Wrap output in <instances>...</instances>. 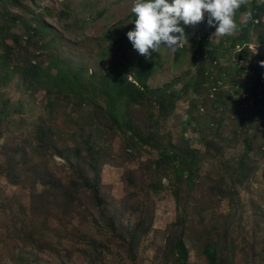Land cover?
I'll use <instances>...</instances> for the list:
<instances>
[{
  "label": "rangeland",
  "instance_id": "rangeland-1",
  "mask_svg": "<svg viewBox=\"0 0 264 264\" xmlns=\"http://www.w3.org/2000/svg\"><path fill=\"white\" fill-rule=\"evenodd\" d=\"M23 3L28 12L12 5L8 9L23 20L36 15L46 25L39 35L40 43L31 47L33 53L38 52L35 61L42 63L44 75L43 84L30 86L22 81L12 59L7 57V64L2 66L0 58V109L4 100H9L5 102L9 116L0 127V264H62L54 251L29 247L15 235V227L24 221L39 226L50 236L65 264H174L167 250L168 238L179 215L184 213L190 264H207L203 249L211 240L224 243L226 252L234 258L232 264H264V154L259 150L264 143V118L244 128L233 117V111L244 105L242 120L252 119L250 90L255 71L264 67L260 64L264 61V43L257 39L258 29L253 28L248 44L251 51L240 62L235 51L238 46L229 49V36L214 35L216 26L208 24L207 14L196 24L185 25L181 21L186 34L183 46L171 49L162 45L159 52L152 51L154 64L147 82L151 90L168 85L169 91L174 89L180 94L174 110L162 117L158 107L147 100L116 105L120 114L129 110L144 133L150 131L151 118L156 116L161 140L179 144L189 139L193 147L204 153L197 187L189 192L184 185L178 199L175 172L170 170L158 179L153 170L158 151L140 144L125 148L126 135L107 119L111 95L106 88L124 75L133 80L142 56L127 37L128 31L135 28L131 17L134 0ZM248 17L247 12L241 13L239 22ZM4 20L0 16V21ZM21 24L20 20L12 31L21 32ZM205 33L209 44L200 52L198 41ZM2 54L0 49V57ZM55 57L77 72L83 87L61 94L55 89L50 91L52 77L47 75V68ZM197 64H204L213 76L201 93L194 88ZM50 72L54 75L57 68ZM217 97L225 101L224 112L216 109L221 105L214 102ZM221 116V136L215 139L219 148L208 150L205 141L215 137L214 120ZM189 118L192 121L188 125ZM40 127L54 138L55 148L32 145ZM248 134L254 138V149L250 158L245 159L249 166L247 177L238 183V176L234 174L232 178L227 166L236 165L243 155ZM88 136L96 139L98 148L106 153V163L101 167V193L106 198V214L115 217L117 232L140 219L152 220L150 231L140 240L133 257L100 218V207L89 193L69 206L55 202L51 212L46 208L39 210V202L33 200L35 190L44 188L36 184L47 171L70 185L76 178L73 164L83 162L86 156L82 138ZM22 149H26L27 157L19 151ZM11 158L17 167L9 176L6 168ZM155 181L159 183L157 188ZM227 186L233 188V196L227 192ZM87 237L104 245L97 263H92L82 251Z\"/></svg>",
  "mask_w": 264,
  "mask_h": 264
},
{
  "label": "trees",
  "instance_id": "trees-1",
  "mask_svg": "<svg viewBox=\"0 0 264 264\" xmlns=\"http://www.w3.org/2000/svg\"><path fill=\"white\" fill-rule=\"evenodd\" d=\"M23 1L25 0H0V16L5 19L2 22L0 21V49L3 53L0 58H2V66L7 64V57L12 59L22 81L31 86L36 83L43 84L42 77L44 73L42 63L39 64V62L35 61L37 58L36 53L38 52L33 53L31 47L40 43L39 35L42 33L43 29L46 28V25H44L40 17L36 15L23 20L9 11L8 6L12 5L21 12H28L29 10L24 5ZM243 12H247L249 17L246 21L240 23L239 16ZM131 17L133 19V25H135L134 20L136 17L133 12ZM20 20L22 21L21 32H13L12 27L18 25ZM235 20L239 25V30L237 35L229 36V49H234L237 45L242 46L241 50H235L236 57L239 58V60H245V57H247L246 55L251 51L248 44L251 39L250 35L253 28L258 29L260 34L257 39L260 43H264V3L258 4L257 0H247V3L236 11ZM8 39H11V42H8ZM208 44V36L205 33L198 41V51L203 52ZM217 50L218 47L214 48L213 51L216 52ZM214 61L216 62V60ZM153 64L154 58L152 55L150 57H139L137 68L133 74V80H129L128 76L124 75L114 80L110 88H106L108 95H111L108 101V109H106L107 119L112 123L114 128L119 129L126 135L124 143L125 148H134L136 145L140 144L148 145L158 151V157L153 161V170L156 172L157 176H159L158 179L162 178L163 175H167L170 170L175 172L174 184L176 195L183 190L184 185L190 192L198 185L197 177H199L200 167L204 161V153L200 149L193 147L189 139H183L179 144H174L170 140L169 142L161 140L156 116L151 118L150 131L144 133L135 123L129 110L120 114L116 108L119 102L138 104L147 100L158 107L162 117L170 115L175 108L180 94L174 89L169 91L168 85L161 89L157 88L151 90L148 88L147 82L152 72ZM53 67L57 68V72L54 75L50 72ZM229 68L228 66L224 69L227 71ZM222 69L223 68H221L218 73L220 77ZM47 71V75L52 77V84L49 88L50 91L55 89L58 94H61L66 92L67 89L76 91L77 86L83 87L81 81L77 77V72L73 71L58 57L51 60ZM196 75L194 88L201 93L207 89V84L213 76L208 73L204 64H197ZM217 81L218 80H216L215 85L218 84ZM250 91V98L253 103L251 108V121H248V118H246V121L242 120V115H244V108L242 107L244 105L239 110L233 111L234 119L240 121V124L245 126L242 125L244 128H248L252 121L254 123L264 118V67L255 71L254 86ZM5 102L8 103L9 100H4V105H2L0 109V127L4 118L9 116V111L5 106ZM214 102H219L221 105H219V107L216 106V109H220L224 112L226 107L225 101L217 97L214 99ZM191 121L192 119L189 118L187 122L188 125ZM214 122H217V128L213 133L215 137L207 140L205 139L208 150L219 148L215 139L217 136H221L220 127L224 122V117L221 116L216 118ZM253 140V136L249 134L246 135L244 138L245 149L243 155L238 158L236 165L229 164L227 166L229 168L227 172L232 174V178H234V174L238 176V183H243L244 179L247 177L249 166L245 159L250 158V153L254 149ZM34 144H38L41 147L46 145L54 146V148L56 147L54 138L49 137L48 131L43 127H40L36 132L32 145ZM82 144L86 149V156L83 158V162H79V164L76 162L73 164V171L76 178L71 181L70 185H67L61 178L57 177L52 172L47 171L42 177V183L36 184L43 185L44 188L42 190H35L33 200L39 202L37 206L39 210H44L46 208L51 212L52 209H54L55 202H62L65 206H69L76 203L82 194L89 193L98 208L100 207L98 213L100 218H103L111 231L119 236L121 242L124 243L127 251L133 257L140 240L150 231L152 220L147 221L145 218L140 219L135 224H131L120 232H117L115 217L106 214V207L103 206V203L106 202V198L103 197L101 193V167L102 164L106 163V153L98 148V141L90 136L82 138ZM259 150L264 154V143L259 146ZM19 151H22V155L27 157L26 149ZM58 153L61 156L63 155L60 151H58ZM16 167L17 164L11 158L6 168V175L12 176ZM89 171L92 172V176H90ZM129 179H132V175L129 176ZM159 181H161V179ZM158 185L159 183L155 181L154 186L156 187ZM226 190L233 196L234 190L232 187L227 186ZM177 197L180 199V196L177 195ZM179 216V220L175 224L176 226L169 235L167 250L172 256L174 264H190V252L185 239L187 214L184 213ZM48 219L49 217L46 215L45 220L48 221ZM15 235L29 247L40 251H54L63 261L62 264L66 263L63 255L59 252V247L53 245L52 241H50V236L40 229L39 226L28 224L27 221H24L23 225L15 227ZM103 247L104 245L102 242H99L95 238L87 237L85 247L82 251L92 263H97L103 254ZM203 252L206 256L207 264H232L234 261L233 256L226 252L224 243L219 240L208 241L204 246Z\"/></svg>",
  "mask_w": 264,
  "mask_h": 264
},
{
  "label": "clouds",
  "instance_id": "clouds-1",
  "mask_svg": "<svg viewBox=\"0 0 264 264\" xmlns=\"http://www.w3.org/2000/svg\"><path fill=\"white\" fill-rule=\"evenodd\" d=\"M247 0H134L135 28L127 37L142 56L150 57L161 46L175 49L183 46L185 30L180 25L202 22L216 26L214 35L233 36L239 30L235 13ZM264 66V61L260 62Z\"/></svg>",
  "mask_w": 264,
  "mask_h": 264
},
{
  "label": "built area",
  "instance_id": "built-area-1",
  "mask_svg": "<svg viewBox=\"0 0 264 264\" xmlns=\"http://www.w3.org/2000/svg\"><path fill=\"white\" fill-rule=\"evenodd\" d=\"M250 1H252V0H250ZM257 3L258 4H260V3H264V0H257ZM238 46V50H241L242 48V46H240V45H237ZM244 60L243 59H240V62H243Z\"/></svg>",
  "mask_w": 264,
  "mask_h": 264
}]
</instances>
